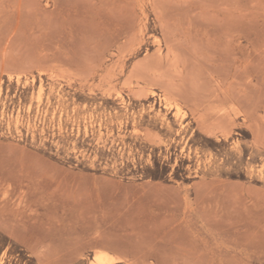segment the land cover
Wrapping results in <instances>:
<instances>
[{
    "label": "rangeland",
    "instance_id": "rangeland-1",
    "mask_svg": "<svg viewBox=\"0 0 264 264\" xmlns=\"http://www.w3.org/2000/svg\"><path fill=\"white\" fill-rule=\"evenodd\" d=\"M100 256L264 264V0H0V264Z\"/></svg>",
    "mask_w": 264,
    "mask_h": 264
},
{
    "label": "bare ground",
    "instance_id": "bare-ground-1",
    "mask_svg": "<svg viewBox=\"0 0 264 264\" xmlns=\"http://www.w3.org/2000/svg\"><path fill=\"white\" fill-rule=\"evenodd\" d=\"M103 264H110V259H105L103 256L97 257ZM113 261V260H112ZM99 264V263H98Z\"/></svg>",
    "mask_w": 264,
    "mask_h": 264
}]
</instances>
